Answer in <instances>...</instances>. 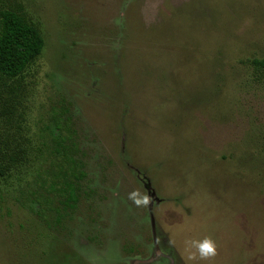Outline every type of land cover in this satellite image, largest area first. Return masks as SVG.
<instances>
[{
    "label": "rangeland",
    "instance_id": "374dc122",
    "mask_svg": "<svg viewBox=\"0 0 264 264\" xmlns=\"http://www.w3.org/2000/svg\"><path fill=\"white\" fill-rule=\"evenodd\" d=\"M17 1L29 133L69 104L86 178L75 208L40 164L0 182V264H264V0Z\"/></svg>",
    "mask_w": 264,
    "mask_h": 264
},
{
    "label": "trees",
    "instance_id": "16d2710c",
    "mask_svg": "<svg viewBox=\"0 0 264 264\" xmlns=\"http://www.w3.org/2000/svg\"><path fill=\"white\" fill-rule=\"evenodd\" d=\"M43 47L40 29L22 3L0 0V182H6L13 172L40 164L38 187L51 201L75 208L86 172L77 158L80 147L70 105L61 103L44 110L35 138L26 125L30 99L24 76ZM254 66L264 73V58L254 61ZM50 200H37L43 213L52 208Z\"/></svg>",
    "mask_w": 264,
    "mask_h": 264
},
{
    "label": "clouds",
    "instance_id": "9594fccd",
    "mask_svg": "<svg viewBox=\"0 0 264 264\" xmlns=\"http://www.w3.org/2000/svg\"><path fill=\"white\" fill-rule=\"evenodd\" d=\"M139 197V198H137ZM129 199L133 201L136 205H146L149 201V198L146 195H142L138 192H133L129 194ZM193 247L196 248L197 252L201 259H206L215 254V243L212 239L205 237L200 241H191ZM194 256L190 255L189 259H193Z\"/></svg>",
    "mask_w": 264,
    "mask_h": 264
}]
</instances>
